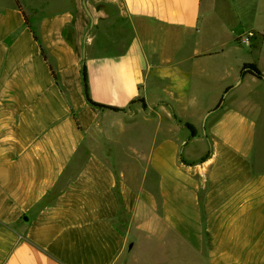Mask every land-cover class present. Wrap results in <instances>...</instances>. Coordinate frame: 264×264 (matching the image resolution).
Here are the masks:
<instances>
[{
    "label": "crops",
    "instance_id": "crops-1",
    "mask_svg": "<svg viewBox=\"0 0 264 264\" xmlns=\"http://www.w3.org/2000/svg\"><path fill=\"white\" fill-rule=\"evenodd\" d=\"M230 7L0 0V264H264V27L202 38Z\"/></svg>",
    "mask_w": 264,
    "mask_h": 264
},
{
    "label": "rangeland",
    "instance_id": "rangeland-1",
    "mask_svg": "<svg viewBox=\"0 0 264 264\" xmlns=\"http://www.w3.org/2000/svg\"><path fill=\"white\" fill-rule=\"evenodd\" d=\"M233 7H230L231 13H227V16L220 17V15H214V18H207L205 21L203 20L201 24V29L203 31L202 38L209 45L212 46L215 41L217 43H222V41H229L233 34L239 32L243 29H263L264 27V13L258 8L254 10V1L253 0H230ZM234 12H236L240 18L238 20L237 16L235 17ZM113 14H118L116 9L112 10ZM208 16V14H207ZM206 16V17H207ZM123 20V18L121 17ZM125 19V18H124ZM129 22V21H128ZM242 39L245 37L251 38L253 41L255 38H259V36L255 33H247L246 35L240 36ZM256 53L249 52L248 57L254 58ZM257 58V57H256ZM190 112L196 114L197 117L201 114L199 110H191ZM140 130L139 131H128L126 136L137 138V136L141 135L145 137V134ZM125 136V137H126ZM147 137V135H146ZM106 145V152H109L110 148L108 147V143H104Z\"/></svg>",
    "mask_w": 264,
    "mask_h": 264
},
{
    "label": "trees",
    "instance_id": "trees-1",
    "mask_svg": "<svg viewBox=\"0 0 264 264\" xmlns=\"http://www.w3.org/2000/svg\"><path fill=\"white\" fill-rule=\"evenodd\" d=\"M18 4L19 6L21 7V4L20 2L18 1ZM38 38V37H37ZM247 72H250V73H253L255 76L259 77V78H264V74L262 73V71L260 70V68L257 66V64L255 63H250V64H246L244 67H243V70H242V74L244 75L245 73ZM83 77H84V83H85V91H86V96H87V99L88 101L97 106V107H100V108H104V109H112L114 111H124L125 109H121V108H117V107H112V106H108V105H103V104H100V103H96L94 102L90 95H89V86H88V72H87V67L84 65V68H83ZM143 103H144V99H142ZM224 102V98L221 100V102L218 104L217 108H220L222 106ZM192 131L193 135H195L196 131H195V128L192 124L190 123H187L186 124ZM210 155V152L203 158V160L207 159ZM182 160L183 162H185L186 164H193V163H190L188 162L187 160L184 159V157H182Z\"/></svg>",
    "mask_w": 264,
    "mask_h": 264
},
{
    "label": "water",
    "instance_id": "water-1",
    "mask_svg": "<svg viewBox=\"0 0 264 264\" xmlns=\"http://www.w3.org/2000/svg\"><path fill=\"white\" fill-rule=\"evenodd\" d=\"M92 24H93V22H92ZM26 219L28 220V217H27V216H26ZM133 247H134V243L132 242V243L129 245L128 250L131 251V250L133 249Z\"/></svg>",
    "mask_w": 264,
    "mask_h": 264
},
{
    "label": "built area",
    "instance_id": "built-area-1",
    "mask_svg": "<svg viewBox=\"0 0 264 264\" xmlns=\"http://www.w3.org/2000/svg\"><path fill=\"white\" fill-rule=\"evenodd\" d=\"M247 39H249V38H247Z\"/></svg>",
    "mask_w": 264,
    "mask_h": 264
}]
</instances>
